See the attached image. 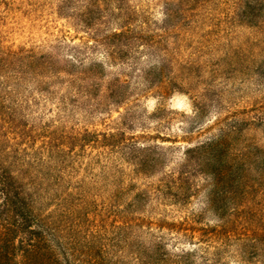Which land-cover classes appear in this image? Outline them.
Masks as SVG:
<instances>
[{
  "label": "trees",
  "instance_id": "1",
  "mask_svg": "<svg viewBox=\"0 0 264 264\" xmlns=\"http://www.w3.org/2000/svg\"><path fill=\"white\" fill-rule=\"evenodd\" d=\"M163 1L156 29L122 14L64 68L34 50L18 55L46 98L62 81L63 108L79 96L89 116H119L107 133L46 126L37 140L20 112L0 109V264H264V0ZM87 51L103 61L85 64ZM173 92L193 113L180 129L187 145L164 170L165 153L146 144L158 136L143 124L132 135L131 111ZM162 112L146 118L160 128L171 120ZM97 146L127 152V183L105 178L90 191L70 182L75 148Z\"/></svg>",
  "mask_w": 264,
  "mask_h": 264
},
{
  "label": "rangeland",
  "instance_id": "2",
  "mask_svg": "<svg viewBox=\"0 0 264 264\" xmlns=\"http://www.w3.org/2000/svg\"><path fill=\"white\" fill-rule=\"evenodd\" d=\"M163 2V0H0V109L20 112L18 121L33 127L39 134L37 140H40L46 126H49L50 130L64 126V132L72 130L79 133L86 130L96 134L109 132L108 125L119 116L117 112L112 111L109 115L95 112L89 116L86 110L80 109L79 106L85 104V99L79 96L76 97L75 105L78 108L69 104L63 108L61 99L67 97L66 85H62L60 83L62 81L53 83L47 89L51 97L46 98L45 93L40 94L32 81L28 61L20 60L18 55L22 51L34 50L50 56L58 67L64 68L71 60L70 56L74 54L75 49L82 48L85 44L92 46L96 34L108 32L123 21L119 17L122 14L131 12L135 20H142L152 30L156 29L163 18ZM86 55L88 59L85 64L88 60L103 61L96 53L87 51ZM108 72L115 74L118 68H112ZM135 105L136 107L132 106L131 113L136 123L130 132L134 136L140 135L142 133L140 124L147 126L148 134L152 137L157 135L158 138L146 144L158 145L165 153L164 170L173 168L181 152L179 147L187 145L183 142L180 129L185 126L183 122L187 121L186 117L193 113L191 100L182 93L173 92L165 100L148 96L140 99ZM159 108L163 110L162 115L171 120L157 128V120L146 117L155 114ZM119 111L124 112L123 108ZM214 115L215 113L211 111L203 118V122L213 119ZM4 130L7 131L6 125ZM6 138L11 143L21 142L18 136L9 132L6 133ZM39 145L40 141L36 146ZM74 153L72 159L74 171L70 170L69 174L72 184L80 182L85 188L93 191L99 186L103 187L102 181L105 178L109 183L112 179L127 183L131 176L130 171L133 168L127 162V152L123 154L109 152L108 148L97 146L85 147L82 152L76 147ZM138 188L142 190L143 185ZM97 202L99 203V200ZM151 205L155 204L152 202ZM189 209L199 211L198 202L192 201ZM175 210V207L168 206L165 211L171 216ZM232 262L230 260L228 263Z\"/></svg>",
  "mask_w": 264,
  "mask_h": 264
}]
</instances>
